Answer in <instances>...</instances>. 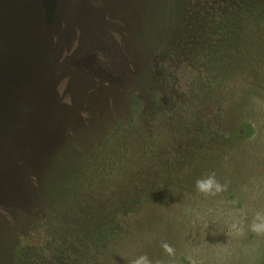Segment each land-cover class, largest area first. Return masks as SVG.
Masks as SVG:
<instances>
[{"label":"rangeland","instance_id":"374dc122","mask_svg":"<svg viewBox=\"0 0 264 264\" xmlns=\"http://www.w3.org/2000/svg\"><path fill=\"white\" fill-rule=\"evenodd\" d=\"M248 4L0 0V264H264Z\"/></svg>","mask_w":264,"mask_h":264},{"label":"clouds","instance_id":"9594fccd","mask_svg":"<svg viewBox=\"0 0 264 264\" xmlns=\"http://www.w3.org/2000/svg\"><path fill=\"white\" fill-rule=\"evenodd\" d=\"M195 187L197 192L207 196L221 192L225 188V185L221 184L216 178V173L212 172L205 177L198 179ZM249 230L257 235H264V212L256 213L249 226ZM237 234L244 235L243 229H238ZM162 247L169 254L173 252L171 245L167 243L162 244ZM131 264H153V261L145 254L132 260ZM157 264H159V262H157Z\"/></svg>","mask_w":264,"mask_h":264},{"label":"trees","instance_id":"16d2710c","mask_svg":"<svg viewBox=\"0 0 264 264\" xmlns=\"http://www.w3.org/2000/svg\"><path fill=\"white\" fill-rule=\"evenodd\" d=\"M250 2L252 3V4H248L247 5V8H251V10L253 9L254 10V8L256 7L257 9H256V12H258V13H260L262 16H261V24H259V22H258V24L259 25H262V28H264L263 26V24H264V0H250Z\"/></svg>","mask_w":264,"mask_h":264},{"label":"crops","instance_id":"0c3cea01","mask_svg":"<svg viewBox=\"0 0 264 264\" xmlns=\"http://www.w3.org/2000/svg\"><path fill=\"white\" fill-rule=\"evenodd\" d=\"M7 1V0H6Z\"/></svg>","mask_w":264,"mask_h":264}]
</instances>
